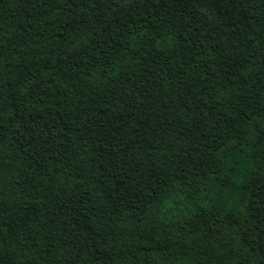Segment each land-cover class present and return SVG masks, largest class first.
Listing matches in <instances>:
<instances>
[{
  "label": "trees",
  "instance_id": "obj_1",
  "mask_svg": "<svg viewBox=\"0 0 264 264\" xmlns=\"http://www.w3.org/2000/svg\"><path fill=\"white\" fill-rule=\"evenodd\" d=\"M0 264H264V0H0Z\"/></svg>",
  "mask_w": 264,
  "mask_h": 264
}]
</instances>
